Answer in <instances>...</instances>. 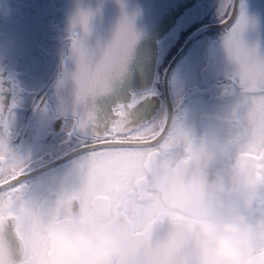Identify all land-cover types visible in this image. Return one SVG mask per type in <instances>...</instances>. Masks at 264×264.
<instances>
[{"label":"clouds","instance_id":"1","mask_svg":"<svg viewBox=\"0 0 264 264\" xmlns=\"http://www.w3.org/2000/svg\"><path fill=\"white\" fill-rule=\"evenodd\" d=\"M167 126L115 186L105 176L85 184L78 164L29 181L13 226L0 229V264H118L149 245L173 264H264L255 163L214 131L186 137L179 114ZM18 171L5 167L3 178Z\"/></svg>","mask_w":264,"mask_h":264},{"label":"snow or ice","instance_id":"2","mask_svg":"<svg viewBox=\"0 0 264 264\" xmlns=\"http://www.w3.org/2000/svg\"><path fill=\"white\" fill-rule=\"evenodd\" d=\"M215 8L224 31L219 47L208 53L205 71L210 72L211 80L199 93L211 99L207 104L196 100L191 114L181 93L176 96L174 109L162 106L150 118L134 116L137 104L156 95L152 90L115 105L104 119L97 115L95 101L110 93L124 77L139 39L134 17L127 14L109 40L95 43L89 42L93 13L78 10L73 15L55 91L32 99L34 118L40 120L35 126L29 122L31 139L24 138V129H13L21 104L20 89L12 77L0 75V229L13 226L12 217L27 198L24 190L29 181L41 179L49 170L63 171L69 164H78L85 184L93 186L98 177L105 176L111 186L117 185L140 155L150 152L169 134L167 122L178 114L186 137L208 130L226 136L241 146L243 155L264 176V44L245 38L248 19L243 3L216 0ZM57 120L61 121L59 132L53 128ZM49 136L54 141L51 146L41 150L33 147ZM185 150L190 153L187 159L198 155L190 143ZM10 166L19 171L5 180L3 169ZM102 191L108 198L107 191ZM118 264L173 262L160 258L149 245Z\"/></svg>","mask_w":264,"mask_h":264},{"label":"flooded vegetation","instance_id":"3","mask_svg":"<svg viewBox=\"0 0 264 264\" xmlns=\"http://www.w3.org/2000/svg\"><path fill=\"white\" fill-rule=\"evenodd\" d=\"M67 3L68 0H0V75L12 77L20 89L21 104L16 109L12 123L14 130L21 128L26 131L25 139H31L32 135L28 128L29 122L35 126L40 120L38 117L34 118L32 99L44 93L51 94L60 75L70 29L67 22ZM239 3H243L248 19L245 38L264 44V0H239ZM215 4L216 0L199 2L159 41L154 83L147 90L133 92L130 100L134 94L139 96L152 90H155L156 95L137 104L132 112L134 116L150 118L162 106L165 109H174L176 96L181 93L186 97L189 114L196 107V100L207 104L211 99L199 93L211 80L210 72L205 71L208 53L210 49L219 47L224 29L207 31L194 39L174 63L166 82L164 76L172 58L195 31L219 25L218 20L203 23L200 18L202 15L216 13ZM199 6L203 8L194 12ZM53 128L59 132L61 121H55ZM53 142V138L49 136L33 147L41 150L51 146Z\"/></svg>","mask_w":264,"mask_h":264},{"label":"water","instance_id":"4","mask_svg":"<svg viewBox=\"0 0 264 264\" xmlns=\"http://www.w3.org/2000/svg\"><path fill=\"white\" fill-rule=\"evenodd\" d=\"M207 0H68L67 22L78 10H88L93 13L90 20L89 42L107 41L111 38L121 17L125 14L134 17V28L139 33V39L129 63L128 71L114 89L95 101L97 115L104 119L118 103H126L133 92L149 89L155 80L159 57V41L177 25L178 20L192 9L198 2ZM239 4V0H237ZM223 29L221 25L204 27L195 31L183 47L170 61L166 68L164 81L174 66V63L188 49L194 39L201 34ZM62 67V63H61ZM55 88H52V92ZM164 92L167 93L166 84Z\"/></svg>","mask_w":264,"mask_h":264},{"label":"rangeland","instance_id":"5","mask_svg":"<svg viewBox=\"0 0 264 264\" xmlns=\"http://www.w3.org/2000/svg\"><path fill=\"white\" fill-rule=\"evenodd\" d=\"M211 7V5L209 6ZM203 7L202 6H199L197 7L194 12H197V11H200ZM200 18L202 19V22L205 23V22H216L217 18H216V13H212L211 15L209 16H205V15H202L200 16Z\"/></svg>","mask_w":264,"mask_h":264}]
</instances>
